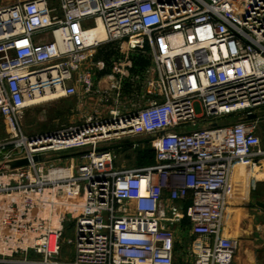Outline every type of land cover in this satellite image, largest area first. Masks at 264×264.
Segmentation results:
<instances>
[{"label": "built area", "instance_id": "1", "mask_svg": "<svg viewBox=\"0 0 264 264\" xmlns=\"http://www.w3.org/2000/svg\"><path fill=\"white\" fill-rule=\"evenodd\" d=\"M98 20L105 37L87 40ZM73 96L96 99L92 113L24 132L27 108ZM0 116V264H236L224 214L233 165L264 157V0L2 6ZM137 134L154 162L116 167L100 143ZM71 150L68 167L47 165Z\"/></svg>", "mask_w": 264, "mask_h": 264}, {"label": "rangeland", "instance_id": "2", "mask_svg": "<svg viewBox=\"0 0 264 264\" xmlns=\"http://www.w3.org/2000/svg\"><path fill=\"white\" fill-rule=\"evenodd\" d=\"M58 0H54L55 4ZM74 98H59L43 102L37 106L27 108L22 118V128L27 134L57 130L74 124L75 106ZM195 110L200 112L196 105ZM231 119H234L232 116ZM230 119V120H231ZM259 134L261 146L264 148V124L260 125ZM0 138L7 141L10 132L3 118L0 116ZM101 147H111L116 155L114 164L116 167H134L140 165V158L145 152L153 151L151 139L145 134L134 135L128 140L111 139L100 143ZM79 150L61 151L53 153L48 159L47 165L68 167L71 159L81 154ZM227 204L233 207L228 227H225V235L235 237L238 240L234 261L236 264H264V207L256 205L254 200L248 203H234L227 200ZM228 205H226L227 207ZM225 223V220H224ZM232 232V233H231ZM73 237L72 230L66 228L61 241V257H70L72 246L67 240Z\"/></svg>", "mask_w": 264, "mask_h": 264}, {"label": "crops", "instance_id": "3", "mask_svg": "<svg viewBox=\"0 0 264 264\" xmlns=\"http://www.w3.org/2000/svg\"><path fill=\"white\" fill-rule=\"evenodd\" d=\"M15 1L16 0H0V7L12 4ZM49 2L53 4L54 0H49ZM55 4H57V2ZM113 46L114 43H108L105 47L111 50ZM130 60L131 66L128 69L129 72H135L136 67L138 69L143 65L141 59L132 58ZM105 71L110 72L111 68L108 67ZM117 75L118 73L115 72V76ZM79 90H81L80 87ZM125 91L127 92L128 90L125 89ZM72 98L77 102L75 106V121L73 123H78L82 120L84 115L92 113L96 104V99H84L79 96H73ZM255 161L257 165H253L252 160L237 161L233 165L227 200H233L234 203H248L249 200H254L255 203L261 202L264 204V157L256 158Z\"/></svg>", "mask_w": 264, "mask_h": 264}, {"label": "bare ground", "instance_id": "4", "mask_svg": "<svg viewBox=\"0 0 264 264\" xmlns=\"http://www.w3.org/2000/svg\"><path fill=\"white\" fill-rule=\"evenodd\" d=\"M97 22H98V25L95 28L90 29V30L86 31V33H84V37L87 40H92L94 38L103 39L105 37V31H104V28H103L101 21L98 20ZM227 205L228 206L226 207L225 214H224V220H225L224 227H226V228L229 226L228 220L231 219V214H232V209H233L231 204H227ZM224 230H225V228H224Z\"/></svg>", "mask_w": 264, "mask_h": 264}, {"label": "water", "instance_id": "5", "mask_svg": "<svg viewBox=\"0 0 264 264\" xmlns=\"http://www.w3.org/2000/svg\"><path fill=\"white\" fill-rule=\"evenodd\" d=\"M255 117V114H248L246 119H253ZM41 157L40 156H35L33 158V160H40ZM28 163V159L27 158H22V159H19V160H13V161H10L8 162V165L11 167V168H14V167H18V166H22V165H25ZM256 205L258 206H262L264 207V204H262L261 202H256Z\"/></svg>", "mask_w": 264, "mask_h": 264}, {"label": "trees", "instance_id": "6", "mask_svg": "<svg viewBox=\"0 0 264 264\" xmlns=\"http://www.w3.org/2000/svg\"><path fill=\"white\" fill-rule=\"evenodd\" d=\"M153 162H154V152L153 151L145 152L143 156H141L139 162L140 165L138 166L152 164Z\"/></svg>", "mask_w": 264, "mask_h": 264}]
</instances>
